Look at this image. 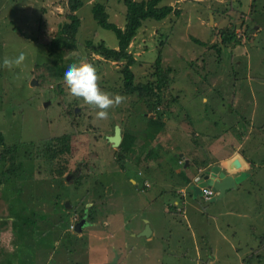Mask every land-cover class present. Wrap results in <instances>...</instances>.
<instances>
[{"label":"rangeland","instance_id":"rangeland-1","mask_svg":"<svg viewBox=\"0 0 264 264\" xmlns=\"http://www.w3.org/2000/svg\"><path fill=\"white\" fill-rule=\"evenodd\" d=\"M97 1L124 28L122 0ZM92 5L75 13V49L52 54L70 22L67 0H0V61L24 55L12 68L0 63V264H107L115 251L117 264H264V0H163L179 14L144 21L129 45L134 85L155 81L158 56L171 70L146 98L123 92V63L89 56L87 40L117 48ZM222 32L237 42L222 44ZM82 61L96 67L102 91L124 97L106 119L52 72ZM148 119L161 125L151 137ZM115 126L121 142L134 137L124 164L107 141ZM64 135L65 167L50 173L40 145ZM224 151L249 163L234 189L242 209L193 197L199 174ZM177 152L194 168L189 187L174 178L184 166ZM144 222L151 235L137 237Z\"/></svg>","mask_w":264,"mask_h":264},{"label":"trees","instance_id":"trees-1","mask_svg":"<svg viewBox=\"0 0 264 264\" xmlns=\"http://www.w3.org/2000/svg\"><path fill=\"white\" fill-rule=\"evenodd\" d=\"M86 1L93 2V5L91 6V14L96 24L105 30L111 31L115 35L117 40L116 49L108 48L102 42L95 43L92 40H87L86 42H84V47L87 50L89 56H99L105 61L123 63L121 72L123 75L124 93L129 95H132L134 93L142 94L144 98H146L147 96H154L155 89H161L168 84L169 74L171 73V70L162 69L161 58L160 56H158L154 63L155 81L148 82L146 84L134 85V77L131 71V67L135 64V60L133 55L129 52V45L137 35V32L144 21L152 20L160 22L169 17V15H178L179 12L177 10H173L171 6L162 5L163 0H122L123 5L125 6V26L121 29L115 24L108 21V14L103 3H100L97 0H67L68 8L71 12V15L69 17L70 22L62 25L59 28L57 37L51 40L49 44L50 53L54 54L55 52L59 51L63 52L64 50L71 51L75 49V37L80 26V21L75 13L83 7ZM220 38L222 44L224 45H228L232 42H237L238 40L236 39V35L231 32L220 33ZM59 62V59H57L54 64H56L57 66L58 64H60ZM65 67L66 66H63L59 70L55 71L52 70V72H54V76L56 75L55 77L57 79L61 78L62 71ZM160 127L161 125H159L157 120L148 119L145 133L147 136L151 137L153 133L160 130ZM68 142V136L64 135L62 137L53 138L40 145V152L44 155L45 160H47L48 163L52 165L50 173H52L53 169L55 170V168H60L62 166L65 167L64 164L58 161V158L69 153ZM133 142L134 137L129 136V134L123 135L122 142L119 145L118 150L116 151L118 163L124 164L125 160L128 157L126 156V154L130 152ZM0 146L3 147L2 149H5L4 151L7 152L6 145L5 143H3L1 133ZM147 158L148 157H146V159ZM86 211L87 208H85L84 212Z\"/></svg>","mask_w":264,"mask_h":264},{"label":"clouds","instance_id":"clouds-1","mask_svg":"<svg viewBox=\"0 0 264 264\" xmlns=\"http://www.w3.org/2000/svg\"><path fill=\"white\" fill-rule=\"evenodd\" d=\"M23 60L24 55L21 53L15 58H4L0 63L12 68L19 65ZM61 79L72 96L82 98L85 103L97 110L96 116L99 119H106L109 115L108 109L124 99L122 96H112L100 89L97 83V69L88 62L82 61L67 65L62 71Z\"/></svg>","mask_w":264,"mask_h":264},{"label":"water","instance_id":"water-1","mask_svg":"<svg viewBox=\"0 0 264 264\" xmlns=\"http://www.w3.org/2000/svg\"><path fill=\"white\" fill-rule=\"evenodd\" d=\"M210 21L212 22V16H210ZM108 142L112 144L113 147H119L121 143L120 136V128L115 126L113 136L108 137ZM231 170H235L239 172L241 170V163L239 159L235 158L232 161V165L230 166ZM226 171H222L219 166H213L209 170H204L199 174L198 180L195 182L196 184L191 186V190L193 191L194 197H201V191L203 188H211L215 192V197L211 199L220 200L224 198L227 191H231L237 188V186L247 177V173L241 171L238 175H230L226 174ZM75 177V173L73 174ZM69 177H67L68 179ZM82 225H77L76 228H81ZM78 230V229H77ZM151 235V229L147 222H145V227L143 230L137 234V237H149ZM119 260V254L115 251L114 257L107 264H117Z\"/></svg>","mask_w":264,"mask_h":264},{"label":"crops","instance_id":"crops-1","mask_svg":"<svg viewBox=\"0 0 264 264\" xmlns=\"http://www.w3.org/2000/svg\"><path fill=\"white\" fill-rule=\"evenodd\" d=\"M241 129H242V127H241ZM249 132H251V131H249ZM246 138H249V137H246ZM222 139V138H221ZM238 147L240 148L241 146L240 145H238ZM223 151V150H222ZM224 154L223 155H218V156H216L217 157V159L214 161V162H216L215 164H212L211 163V165H216V166H219L221 169H222V171H226L227 173L226 174H230V175H234V176H236V175H238L239 174V172H237V171H235V170H231L230 169V166L232 165V161L235 159V158H237V159H239V161H240V163H241V170H243V169H245L247 166H248V162H246V160L244 159V158H240L238 155L237 156H235V157H231V158H229V155H228V153H227V151H224L223 152ZM180 156L178 157V152H177V154L175 155V157H176V159L177 160H179V161H184V159L185 158H183L182 157V155H184L182 152H180ZM210 156H213L212 154L210 155ZM186 163H188V160H186V161H184V166H183V168H182V170L181 171H177V172H175L176 173V177H174L175 178V180L177 181V184H179V185H182V186H185V187H189L188 186V184H190L191 183V180H192V178L194 177L193 175H192V173H193V171H194V168H191L190 167V165H187ZM208 165H210V164H208ZM192 169V170H191ZM203 169H205V167L203 168ZM200 170V169H199ZM202 170V169H201ZM244 172V171H243ZM195 179V178H194ZM193 179V180H194ZM247 182H249L248 180H247ZM174 183V182H173ZM194 184H196V183H194ZM243 186V184L242 183H240L238 186H237V189L236 190H239L241 187ZM235 192L236 191H234V190H231V191H227L226 192V194H225V196H224V198H222V199H220V200H212V201H210V202H208L209 204H212V206H214L215 208H214V210H216V209H219L218 207H220L221 209L222 208H224V207H228V206H233V208H240L241 207V205H242V203H240V202H236L235 201V199H234V194H235ZM238 193V192H237ZM236 193V194H237ZM194 197V196H193ZM194 198H198L199 200H201L202 201V198L200 199V197H194ZM237 201H239L238 200V198H237ZM211 207V206H210ZM240 209H242V208H240ZM225 212V211H224ZM223 212V213H224ZM242 212V211H241ZM243 213V212H242ZM225 215L226 214H228L227 216H231L232 214H233V212L232 211H227L226 213H224ZM239 218H241L239 215H238V217H234V218H232L233 220H237V219H239ZM145 220V219H144ZM147 220V222L150 224V222L148 221V219H146ZM233 223H235V222H237V221H232ZM145 223V222H144ZM138 230H140V229H138ZM142 230H143V228H142ZM141 230V231H142ZM141 231H138L137 233H139V232H141ZM151 231H152V229H151Z\"/></svg>","mask_w":264,"mask_h":264},{"label":"built area","instance_id":"built-area-1","mask_svg":"<svg viewBox=\"0 0 264 264\" xmlns=\"http://www.w3.org/2000/svg\"><path fill=\"white\" fill-rule=\"evenodd\" d=\"M201 198L203 201L210 202L214 198L215 192L211 188H203L201 191Z\"/></svg>","mask_w":264,"mask_h":264},{"label":"flooded vegetation","instance_id":"flooded-vegetation-1","mask_svg":"<svg viewBox=\"0 0 264 264\" xmlns=\"http://www.w3.org/2000/svg\"><path fill=\"white\" fill-rule=\"evenodd\" d=\"M73 174H74V173H72V174L70 175V178H74ZM75 175H76V172H75ZM84 219H85V218H81V220H82L83 222H84ZM85 225H86V222H84V225H83L81 228H84ZM76 227H77V225H76ZM76 227H75V228H76ZM77 229L79 230L80 228H76V230H77ZM109 263H110V262H109Z\"/></svg>","mask_w":264,"mask_h":264}]
</instances>
